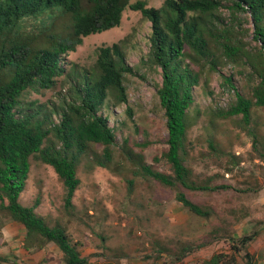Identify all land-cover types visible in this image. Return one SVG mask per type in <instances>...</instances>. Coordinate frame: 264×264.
<instances>
[{
  "label": "trees",
  "instance_id": "16d2710c",
  "mask_svg": "<svg viewBox=\"0 0 264 264\" xmlns=\"http://www.w3.org/2000/svg\"><path fill=\"white\" fill-rule=\"evenodd\" d=\"M228 1L229 21L220 11L222 0H163L159 7L149 6L146 0H0V228L4 221L21 225L23 250L37 252L53 243L61 253L55 264H121L110 259L89 261L82 255V244L62 223L50 224L36 211L39 198L30 205L20 202L32 160L53 168L63 187L66 211L74 206L72 200L80 184L78 167L88 161L153 178L174 190L175 200L188 212L202 218L213 210L196 202L193 193L250 190L215 182L220 172L203 178L188 164L193 150L188 130L200 116L196 89L206 70L221 72L224 65L233 64L247 72L240 87L233 86V74L223 76L234 89L235 101L227 108L209 110L222 119L239 116L243 126H250L252 143L260 142L255 127L264 121L254 108H264V0ZM126 7L150 22L148 60L160 69L161 83L156 91L167 132L165 149L153 159L162 158L169 172L147 163L142 151L134 150L127 139L119 146L117 126L108 122L111 106L128 101L125 74L133 68L125 61L123 40L100 45L90 69L66 60L83 37L118 26ZM240 11L249 15L251 27L235 28ZM36 22L41 23L40 28ZM248 33L256 46L250 47L244 40ZM60 76L66 78L68 86L57 100L31 99L32 93L54 88ZM203 81L202 91L212 94ZM126 112L131 114L129 108ZM205 128L209 132L206 154L226 155L213 133L214 120ZM96 145L102 146L101 152L94 149ZM117 145L122 162L115 161ZM227 156V163L219 165L221 175L240 163L234 154ZM257 235V230H252L238 238L227 237L234 240L230 248L238 253ZM192 249L182 242L171 249L161 247L154 256L173 255L164 263L184 264L183 255ZM244 257L246 264H257L247 250ZM234 260L233 255L216 253L203 264H234ZM7 261L0 253V264Z\"/></svg>",
  "mask_w": 264,
  "mask_h": 264
},
{
  "label": "rangeland",
  "instance_id": "374dc122",
  "mask_svg": "<svg viewBox=\"0 0 264 264\" xmlns=\"http://www.w3.org/2000/svg\"><path fill=\"white\" fill-rule=\"evenodd\" d=\"M134 2L135 0H129ZM149 6L159 7L163 0H146ZM222 0V17L229 21L230 6ZM235 28L251 27L247 13H236ZM31 22V21H30ZM41 23H37L40 28ZM150 22L138 11L126 7L118 26L82 38L74 51L68 52L66 60L79 67L92 68L100 45H110L123 40L125 61L133 68L125 74L127 103L111 106L108 122L117 126L118 145L123 139L136 151H142L147 163L154 168L169 172V166L160 157L165 149L167 135L163 110L160 107L156 87L161 83L160 69L148 60ZM250 47L256 46L251 33L245 35ZM246 71L241 66L226 64L221 72L207 71L202 75L196 89V102L200 110L197 122L188 130V140L193 150L188 164L203 178L220 172L215 182H225L237 189L250 188L247 192L225 190L193 193V199L212 208L213 213L205 218L188 212L174 198V190L160 185L150 177L115 167L110 170L82 162L77 171L80 184L73 197V208L63 207V187L53 168L32 160L26 189L20 194L23 205H30L39 198L36 211L46 216L48 223H62L75 241H79L82 255L89 261L110 259L121 264H165L173 257L163 254L155 258L159 248H174L186 242L192 250L182 258L184 264H203L213 254L233 255L234 264H246L244 251L253 255L257 264H264V125L255 127L260 142L252 143L250 126H243L241 118L222 119L213 116L210 108H227L235 101L234 89L223 76H232L234 87L245 82ZM207 81L212 94L204 93ZM64 76L57 78L55 87L43 93H32L31 99L40 102L57 100L67 91ZM131 114L128 115L126 109ZM255 114L264 121V108L255 107ZM210 119L216 124L213 132L227 154L239 157L240 163L229 173L221 175L219 165L227 163V154L208 152ZM115 148V161L122 162ZM97 152L102 146L96 145ZM194 157L196 158L195 160ZM128 166V165H126ZM132 179V184L128 183ZM257 189V191H253ZM4 221V219H3ZM2 221V222H3ZM0 228V252L8 261L5 264H55L61 253L53 243L43 250L26 253L21 246V225L4 221ZM257 230L258 235L246 249L234 253L230 248L233 239ZM5 232V235H4ZM235 244V243H234Z\"/></svg>",
  "mask_w": 264,
  "mask_h": 264
},
{
  "label": "crops",
  "instance_id": "0c3cea01",
  "mask_svg": "<svg viewBox=\"0 0 264 264\" xmlns=\"http://www.w3.org/2000/svg\"><path fill=\"white\" fill-rule=\"evenodd\" d=\"M4 235H5V232H4ZM26 252V251H25ZM1 253V252H0ZM27 253V252H26ZM3 255V254H2ZM4 256V255H3Z\"/></svg>",
  "mask_w": 264,
  "mask_h": 264
}]
</instances>
